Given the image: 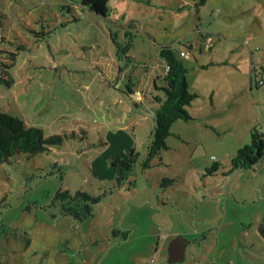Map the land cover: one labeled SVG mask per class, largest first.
Masks as SVG:
<instances>
[{
  "label": "rangeland",
  "instance_id": "rangeland-1",
  "mask_svg": "<svg viewBox=\"0 0 264 264\" xmlns=\"http://www.w3.org/2000/svg\"><path fill=\"white\" fill-rule=\"evenodd\" d=\"M80 1L0 0V73L16 58L0 111L59 138L0 162V264H264V157L232 170L264 133V0H112L108 16ZM165 44L190 56L198 97L145 166ZM132 148V185L119 188L109 159ZM59 188L102 195L94 215L60 214ZM176 235L189 243L170 262Z\"/></svg>",
  "mask_w": 264,
  "mask_h": 264
},
{
  "label": "trees",
  "instance_id": "trees-1",
  "mask_svg": "<svg viewBox=\"0 0 264 264\" xmlns=\"http://www.w3.org/2000/svg\"><path fill=\"white\" fill-rule=\"evenodd\" d=\"M112 0H81L80 5L102 16L111 14ZM202 39L207 37L202 35ZM190 49H192L190 47ZM159 56L164 62V72L157 77L164 82V86L158 87L163 94H158L154 100L159 104L155 116V127L148 144V157L145 166L149 161L168 149L167 139L172 135V126L178 120H190L192 116L189 111L193 100L198 94L189 89L188 73L189 68L184 58L190 56L181 48L177 49L172 44H165L159 50ZM7 68L0 73V84L10 85L14 79L9 68L15 64L16 58L11 59ZM133 93V92H132ZM140 96V93H139ZM59 138H46L41 128L28 126L18 116L0 111V162H5L10 156L16 153H24L27 156H35L48 151L50 145L58 144ZM139 154L135 148L129 150L128 155H117L111 164L115 168V179L117 187L126 183L132 185L130 175L133 173L138 162ZM264 157V133L257 129L251 131V141L237 150L232 158V170L239 168H251L262 161ZM220 167L215 163L208 167L206 172L210 173ZM134 184V183H133ZM104 189V195L112 193L108 187ZM102 195H93L90 192L79 189L72 193L69 189L59 188L55 194L53 204L59 207V213L70 216L75 220L83 221L94 215L95 205L100 202ZM259 231L264 236V222L259 224ZM123 239L129 235V231L123 232Z\"/></svg>",
  "mask_w": 264,
  "mask_h": 264
},
{
  "label": "water",
  "instance_id": "water-1",
  "mask_svg": "<svg viewBox=\"0 0 264 264\" xmlns=\"http://www.w3.org/2000/svg\"><path fill=\"white\" fill-rule=\"evenodd\" d=\"M188 241L183 236H176L169 244V261L177 262L185 259Z\"/></svg>",
  "mask_w": 264,
  "mask_h": 264
},
{
  "label": "crops",
  "instance_id": "crops-1",
  "mask_svg": "<svg viewBox=\"0 0 264 264\" xmlns=\"http://www.w3.org/2000/svg\"><path fill=\"white\" fill-rule=\"evenodd\" d=\"M115 157V156H114ZM114 157L112 156L110 159H109V161H110V165H111V167L114 169V171H115V168H114V166L111 164V162H112V160L114 159ZM103 187V186H102ZM159 200V203H157V205H158V207H155L156 208V210H157V208L161 211V212H157L156 213V215L157 216H163L164 215V213H163V208L165 207V206H167V204H169L170 202H169V198H167V197H161V198H159L158 199ZM150 205L152 206V208H153V204L152 203H150ZM177 205V204H176ZM164 218H165V216H164ZM164 222V221H163ZM161 224H164V223H161ZM176 236H180V235H176ZM175 236V237H176ZM188 241V240H187ZM160 243V242H159ZM187 243H189V242H187ZM188 245V244H187Z\"/></svg>",
  "mask_w": 264,
  "mask_h": 264
},
{
  "label": "built area",
  "instance_id": "built-area-1",
  "mask_svg": "<svg viewBox=\"0 0 264 264\" xmlns=\"http://www.w3.org/2000/svg\"><path fill=\"white\" fill-rule=\"evenodd\" d=\"M206 42V47L207 48H210L211 47V38L210 37H207V39L205 40Z\"/></svg>",
  "mask_w": 264,
  "mask_h": 264
}]
</instances>
